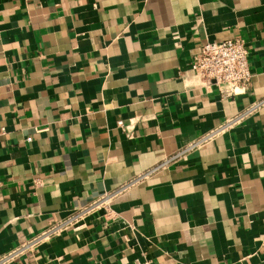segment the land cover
<instances>
[{"label": "crops", "instance_id": "crops-1", "mask_svg": "<svg viewBox=\"0 0 264 264\" xmlns=\"http://www.w3.org/2000/svg\"><path fill=\"white\" fill-rule=\"evenodd\" d=\"M263 97L264 0H0V264H264Z\"/></svg>", "mask_w": 264, "mask_h": 264}, {"label": "built area", "instance_id": "built-area-1", "mask_svg": "<svg viewBox=\"0 0 264 264\" xmlns=\"http://www.w3.org/2000/svg\"><path fill=\"white\" fill-rule=\"evenodd\" d=\"M190 66L207 81L222 86L226 94L244 92L251 77L247 49L239 36L205 42L191 60ZM263 102L264 97L260 103ZM118 123L121 125L122 121L119 120ZM205 138L206 136H202L196 139L188 147L199 144ZM173 156L175 155H171L169 159Z\"/></svg>", "mask_w": 264, "mask_h": 264}]
</instances>
